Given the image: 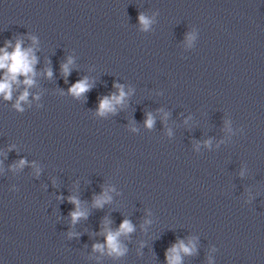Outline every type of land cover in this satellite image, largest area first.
Here are the masks:
<instances>
[{"label": "clouds", "instance_id": "9594fccd", "mask_svg": "<svg viewBox=\"0 0 264 264\" xmlns=\"http://www.w3.org/2000/svg\"><path fill=\"white\" fill-rule=\"evenodd\" d=\"M139 22L143 26L144 30H147L148 26L150 25L151 21L143 14H140ZM0 49V69H4L5 75L2 80H0V95H3L5 99H11L12 94V84L13 83H19L18 76L23 75L25 77L23 83L27 86H32L34 83V80L32 77L35 75L34 72V65L36 63V58L33 55L32 49L29 48L27 50L22 49L21 42L18 41L16 43L15 49L13 52L9 53L6 48ZM68 63H71V60L68 61ZM62 69L64 73L67 75L68 73V64L62 65ZM48 76H51V71H48ZM116 87L120 88L119 95H113L111 98L104 97L100 101L99 105V114L103 115L106 111H114V105L115 104H121L126 96V93L123 91V88L119 85ZM89 86L87 84L86 80L78 81L75 85L72 86L70 89V92L77 97L81 94L88 91ZM28 92L25 91L17 100L15 107L18 110H21L20 107V101H25L27 99ZM146 124L149 128L152 127L153 120L151 118V115H149ZM25 164L24 160H21L19 162L20 166H23ZM111 200V197L105 193L102 197H98L95 199L94 206L95 207H102L104 203L109 202ZM70 202L77 205V210L73 211L71 213V218L73 223H75L77 220H79L81 217H86L87 213L79 210V201L76 200L75 197H70ZM134 230L131 222L129 220H124L118 231L112 232L107 231L106 235V242L107 247L109 250V254H116V255H123L124 249L121 247L118 237L121 234H127ZM94 250L96 251H103L104 245H94ZM179 250H182L186 254H190L192 249L190 247L184 246L183 242L179 245ZM170 252H177L178 249L174 247L173 249L169 250ZM167 256V253H166ZM180 262V256L177 254L174 257H169V264H179Z\"/></svg>", "mask_w": 264, "mask_h": 264}]
</instances>
